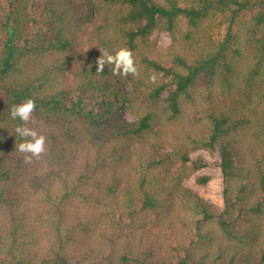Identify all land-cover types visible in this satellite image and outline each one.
Returning <instances> with one entry per match:
<instances>
[{
	"label": "trees",
	"instance_id": "1",
	"mask_svg": "<svg viewBox=\"0 0 264 264\" xmlns=\"http://www.w3.org/2000/svg\"><path fill=\"white\" fill-rule=\"evenodd\" d=\"M0 264H264V0H0Z\"/></svg>",
	"mask_w": 264,
	"mask_h": 264
},
{
	"label": "clouds",
	"instance_id": "2",
	"mask_svg": "<svg viewBox=\"0 0 264 264\" xmlns=\"http://www.w3.org/2000/svg\"><path fill=\"white\" fill-rule=\"evenodd\" d=\"M99 50L101 55L96 60L97 73H102L104 67L110 65L113 76L122 75L127 77L129 75H139L131 50L120 48L114 50L113 53H109L103 48H100ZM156 79L157 77L155 74L150 75L149 77L150 82L153 84L156 82ZM35 108V101L29 98L20 104L12 105L10 115L12 119L19 118L24 124H27L31 120ZM15 132L22 138V142L18 145L16 150L25 154L23 157L24 163L31 164L34 158L39 159L46 151V137L38 134L35 129L23 125H17Z\"/></svg>",
	"mask_w": 264,
	"mask_h": 264
},
{
	"label": "rangeland",
	"instance_id": "3",
	"mask_svg": "<svg viewBox=\"0 0 264 264\" xmlns=\"http://www.w3.org/2000/svg\"><path fill=\"white\" fill-rule=\"evenodd\" d=\"M152 38L155 39L157 43L163 47H166L171 43V39L166 32L155 33ZM123 115L126 118L131 119L128 111L123 112ZM192 157H204L207 160V166L196 172L195 175H209L211 176V180L204 189L195 186L194 176L186 181V184L200 193L201 197L204 200L222 206V178L220 168L216 164L217 156L211 157L206 151H199L197 153H194Z\"/></svg>",
	"mask_w": 264,
	"mask_h": 264
}]
</instances>
